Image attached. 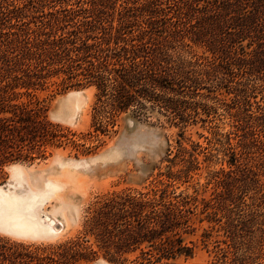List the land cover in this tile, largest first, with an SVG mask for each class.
I'll list each match as a JSON object with an SVG mask.
<instances>
[{
    "label": "trees",
    "instance_id": "trees-1",
    "mask_svg": "<svg viewBox=\"0 0 264 264\" xmlns=\"http://www.w3.org/2000/svg\"><path fill=\"white\" fill-rule=\"evenodd\" d=\"M48 84L94 87L89 130L47 117L38 93ZM154 110L180 137L219 110L229 118V131L213 132L229 158L211 173V196L176 191L200 147L176 139L166 155L180 168L96 197L74 238L33 246L0 236V264H175L193 253L184 236L197 214L226 237L205 264H264V0H0V182L8 165L53 147L95 153L122 113Z\"/></svg>",
    "mask_w": 264,
    "mask_h": 264
},
{
    "label": "rangeland",
    "instance_id": "rangeland-1",
    "mask_svg": "<svg viewBox=\"0 0 264 264\" xmlns=\"http://www.w3.org/2000/svg\"><path fill=\"white\" fill-rule=\"evenodd\" d=\"M94 93L92 86L61 90L48 84L38 94L47 102V117L51 121L76 132H86L90 129ZM117 124L109 137H103L105 143L95 153L76 155L72 145L64 144L51 148V155L46 159L18 163L20 165L15 163L20 168L17 173L11 170L13 165H8L6 179L0 185H5L11 178L12 190L17 196L34 194L40 197L38 191L45 192L41 215L46 220L50 218L54 225L56 221L51 218H58L63 229L55 234L20 235L0 228V236L33 246L57 244L74 238L81 228L87 207L96 197L124 187L147 186L155 174L159 170L165 171L168 165L174 171L180 168L181 164L168 162L166 155L168 149L175 151L176 139L187 148L194 143L200 145L196 149L198 168L188 181L175 182L177 192L185 190L187 194L198 193L199 198H208L214 188L211 173L227 169L229 155L215 143L213 134L214 131L225 133L231 129L229 118L220 114V110L211 123L199 121L187 126L182 137L178 135L180 128L167 121L166 113L156 110L141 118L122 113ZM48 181L56 186L49 189L46 186ZM201 218L202 214L194 217L195 231L184 236V241L193 247L192 255L171 260L175 264H205L219 255L220 247L226 246V237L219 226L211 227V223ZM230 250L229 246V258ZM105 263L113 264L101 256L89 264Z\"/></svg>",
    "mask_w": 264,
    "mask_h": 264
},
{
    "label": "bare ground",
    "instance_id": "bare-ground-1",
    "mask_svg": "<svg viewBox=\"0 0 264 264\" xmlns=\"http://www.w3.org/2000/svg\"><path fill=\"white\" fill-rule=\"evenodd\" d=\"M94 158L92 159L95 160ZM11 170L17 173L20 168L13 165ZM46 186L50 189L56 184L48 181ZM12 188L13 179L11 178L6 181L5 185H0V228L20 235H35L45 232L55 234L63 229V224L58 218H51L52 221H56V225H54L50 222V218L46 220L41 215L43 212L42 201L46 197L45 192L38 191L40 197L34 194L17 196Z\"/></svg>",
    "mask_w": 264,
    "mask_h": 264
}]
</instances>
